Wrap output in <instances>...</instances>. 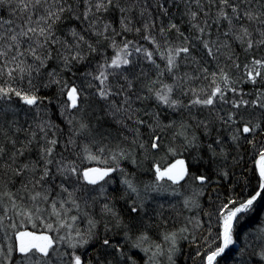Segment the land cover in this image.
<instances>
[{
	"label": "snow or ice",
	"instance_id": "1",
	"mask_svg": "<svg viewBox=\"0 0 264 264\" xmlns=\"http://www.w3.org/2000/svg\"><path fill=\"white\" fill-rule=\"evenodd\" d=\"M137 5L142 28L132 24ZM154 7L155 16L146 0H0V9L8 11L7 18L0 15V239L11 240L9 230L15 235L13 242L0 243V264H138L132 249L145 253V264H163L162 258L176 264L177 233L160 230L167 223L165 205L151 208L149 201L150 193H160L162 182L179 184L189 176L188 165L184 159L163 169L153 164L155 179L141 189L135 154L147 159L166 149L173 156L195 153L192 159L199 162L206 151L210 159H227L222 132L213 136L215 120L231 133L233 149L250 145L257 152L260 183L250 198L228 200L220 208L222 246L203 254L205 264H216L217 257L236 243L234 222L264 194V0H157ZM171 9L177 10L175 15ZM142 30L141 38L154 46L151 51L132 41L115 40L122 32ZM102 41L109 42L115 55L88 70L89 57L99 52ZM133 52L142 53L157 69L152 87H137L139 77L127 67L134 62ZM154 53L165 61L163 70ZM183 62L192 66L191 73L179 74ZM81 65L103 116L94 114L82 86H70L63 79L65 73L75 75ZM233 69L242 70L239 80L232 78ZM165 75L173 83H165ZM239 83L252 84L254 92L245 93ZM52 85L67 97L60 104L67 133L48 116L44 101L53 103L54 98L39 95L41 88ZM229 92L234 99L228 98ZM246 95L253 99H245ZM13 98L26 106L24 124ZM150 100H155L154 106L146 103ZM218 103L233 111L219 115ZM249 108L259 109V115L241 111ZM205 109L210 115L217 112L215 120L198 118ZM104 117L116 125L115 136L104 127ZM114 141H118L115 149ZM77 150L89 161L105 165L110 158L111 166L81 169L65 154ZM106 152L108 158H103ZM122 160L135 170L122 168ZM113 173L123 177L121 188L108 191L106 178ZM192 179L201 186L210 182L207 175ZM202 194L201 189L193 196ZM184 206L200 204L189 197ZM10 213L29 221L39 219L46 231H15ZM77 221H86L87 228L81 230ZM80 249H85L83 254ZM249 255L258 256L255 264H264V246Z\"/></svg>",
	"mask_w": 264,
	"mask_h": 264
},
{
	"label": "trees",
	"instance_id": "2",
	"mask_svg": "<svg viewBox=\"0 0 264 264\" xmlns=\"http://www.w3.org/2000/svg\"><path fill=\"white\" fill-rule=\"evenodd\" d=\"M145 0H142L144 3ZM157 0H146L147 4L153 5V15H156L155 12V4ZM140 5H137V9H133L131 13L132 24L136 27L142 28L141 17L138 15V9ZM173 14L175 15L177 10L171 9ZM1 15L4 17H8L7 9H0ZM117 14H113V19H116ZM179 20V17H177ZM159 24L160 21L157 20ZM164 23H167V19H164ZM115 27L119 29V23L115 24ZM184 30L187 31V25H184ZM143 30L140 33H136L135 31L122 32L121 35L115 37L117 44L122 43L123 40L132 41L136 46H143L148 50H153L154 46L149 45L147 41L143 40L141 37L143 36ZM159 39V37H157ZM132 50V49H130ZM115 55V51L113 47L110 46L108 41H102L100 45V50L98 53L92 54L89 57L90 68L88 70H93L96 68L97 64L103 63L105 59H109ZM134 62L132 65L127 66L132 70L131 74L139 77L137 81V87L144 88L145 85L152 87L151 81L157 79V69L150 64L143 56L142 53L133 52V56L130 57ZM154 59L157 64L160 65V69L163 70L165 66V61L160 59L158 54L154 53ZM241 62H243V56H241ZM223 63V61H222ZM212 68V65H209ZM85 71L84 65L79 66V69L75 71V75L65 73L63 79L67 81L68 85H77L82 86L84 88L85 94L88 95V104L95 109L94 114H99L103 116V111L101 110L100 102L93 96H91L92 89H89L87 86V81L83 78V73ZM179 74L183 75L185 72L191 73L192 66L188 65L187 62L181 63L179 68ZM233 71L232 78L234 80H239L242 76V70L237 71L235 69ZM110 79H113L110 77ZM165 83H173L172 79L165 75L162 77ZM124 81L121 79L119 83H123ZM259 85H257L258 87ZM27 87V84L24 85ZM155 87H159L156 85ZM237 87L243 89L245 93H253L254 86L250 83H239ZM60 89L57 85H52L49 88H41L39 95L48 98H54L53 103H48V100H45L44 103L47 105L48 116L57 124H60L64 129L65 133L68 131L67 121L60 115V104L61 102L67 101L66 95H59ZM228 98L234 99L235 97L231 92L228 93ZM245 99H253V96L246 95ZM16 100L17 106L21 108L19 113L20 123L24 124V108L19 103L17 98H13ZM148 105L154 106L155 100H150L146 102ZM139 106V105H138ZM217 110L219 115H224L229 111H233L230 108V105H225L222 103L217 104ZM242 112H245L247 115L248 112L255 111L257 115H259V109L249 108L247 111L241 109ZM217 112H212L211 115L208 109L203 110L202 113H198L197 116L199 119H205L206 117L215 120ZM31 117V113L29 114ZM168 117L165 116V119ZM95 123V121H93ZM102 123L104 127L108 130L113 131V135H116L114 131L116 125L110 122L109 117H104ZM222 132L223 137L226 142V149L228 151L227 159L216 158L210 159L207 152L201 153L203 156V160L196 162L192 159L195 153L183 152V154H178L176 156L171 155L167 152V150H162L158 153L150 154L147 159L144 158L143 154L137 152L136 158L140 162V168L137 172L136 180L139 183V187L143 189L144 184L154 181V170L152 168L153 164H158L161 168L169 166L173 161L177 159L185 158L187 160V164L189 167V176H186L185 179L179 184H172L171 181H164L161 184L160 193H150L152 199L149 201V205L151 208H157L159 204H164L165 207L163 209V216L167 219V223L162 225L161 231L168 232H176L177 233V247L178 252L175 254L176 264H205L203 259V254L207 251L214 250L217 246H220L219 239V210L228 200H237V202L246 200L251 195L255 194L256 191L259 190V175L256 170L255 159L258 158L257 152L252 149V147L246 146V148L241 149H233L231 146V141L229 140V136L231 133L226 127H221L220 122L215 120V130L213 131V136L216 135V132ZM128 134V133H125ZM201 136V139H204L202 133H198ZM258 139H260L258 137ZM118 141H114L111 145L113 149H115V143ZM80 144H83L84 141H79ZM167 143V141H165ZM58 151L60 147L58 146ZM95 152V149H93ZM68 155L69 159L75 160L81 169H85L89 166H111V159L109 158V164L105 165L99 163L97 161H89L86 159V154L83 152L72 153ZM35 156V152L32 153ZM103 158H108V153L104 154ZM122 168L126 169L128 172H133L135 167L127 160H122L120 162ZM227 172L228 176L223 177L220 175L221 172ZM197 175H207L210 177V182L206 185L201 186L198 181H192L193 176ZM123 179L120 173H113L110 177L106 178L109 183L105 184V187L108 191H112V189L119 190L121 188L120 181ZM189 182L193 183V186H196L197 190L203 191L202 195L198 197H194L191 187H189ZM104 183V182H103ZM18 188L19 185L17 184ZM91 187V186H89ZM178 192V195H174L173 191ZM189 195L184 196L186 193L184 191H189ZM192 197L194 199H198L200 207H192L191 209L186 208L184 206L185 199ZM5 205L11 208L10 203L5 201ZM120 206H123V202L121 201ZM2 214V213H0ZM12 215V220L16 223L17 228L15 231H31L35 233L45 232L46 229L44 224L39 219H34L33 221H29L26 217L16 216L14 213H10ZM53 218H48V222H52ZM191 220V223L189 222ZM239 221V222H238ZM238 222V223H237ZM237 222L234 225V239L238 241L239 246L233 249H230L228 253L225 255H221L219 259L216 260V264H255V262L259 259L258 256H250L253 250L256 252L260 251V248L264 246V232L261 230L264 229V194L260 197V199L253 205L252 209L246 213L239 214ZM7 223V221H6ZM33 223H35V227H33ZM199 223V226L197 224ZM78 226L81 230L87 228L86 221H77ZM236 225L237 228H236ZM186 228L187 231L180 232V229ZM55 235V233H50ZM63 234V233H61ZM3 234L0 233V236ZM8 236L11 237V240H2L0 239V243H8L13 242L15 240V235L13 230H9ZM115 239L120 240L121 237H115ZM147 247V245H145ZM167 247V246H166ZM61 250L64 249V246H60ZM71 251V249H68ZM85 249H80L79 252L83 254ZM131 252L136 253V259L138 264H145L147 260V256L143 251L132 249ZM93 253L89 250L88 256H91ZM163 264H167L166 258H162Z\"/></svg>",
	"mask_w": 264,
	"mask_h": 264
},
{
	"label": "rangeland",
	"instance_id": "3",
	"mask_svg": "<svg viewBox=\"0 0 264 264\" xmlns=\"http://www.w3.org/2000/svg\"><path fill=\"white\" fill-rule=\"evenodd\" d=\"M0 15H1V13H0ZM182 159H184L185 160V162H186V164H187V160L185 159V158H182ZM259 159V157L257 158V159H255V164H256V161ZM172 163H175V161H173ZM171 163V164H172ZM188 165V164H187ZM92 167H101V168H103L104 166H100V165H96V166H89V167H86V168H92ZM167 167V166H166ZM256 167H257V164H256ZM163 168H165V167H163ZM162 168V169H163ZM188 169H189V167H188ZM256 170H257V172H258V167L256 168ZM258 175H259V172H258ZM183 180H181L180 182H182ZM192 181H194V180H192ZM101 183H103V182H101ZM189 187H191L190 189H192V192H195V191H199V190H197V189H199V188H197L196 186H193V183H191V182H189ZM186 194L184 195V196H186V195H189V194H191L190 193V190L189 191H184ZM250 198V197H249ZM184 199H185V197H184ZM260 198H258V200H259ZM257 200V201H258ZM256 201V202H257ZM256 202H254V204L256 203ZM220 221H219V226H218V231H219V233L222 231V218L220 217V219H219ZM237 222V220L235 221V223ZM239 222V221H238ZM237 222V223H238ZM235 223H234V225H235ZM237 226L238 225H236V228H237ZM235 228V227H234ZM233 228V229H234ZM24 231V230H23ZM234 231V230H233ZM36 234H40V233H36ZM220 241H221V239H220ZM220 246H222V241H221V243H220ZM239 246V243H238V241H236V243L235 244H233V245H230L229 246V248H227L226 250H225V252L224 253H222L221 255H225L226 253H228L229 251H230V249H233V248H236V247H238ZM220 255V256H221ZM219 256V257H220ZM219 257L217 258V259H219ZM216 259V260H217Z\"/></svg>",
	"mask_w": 264,
	"mask_h": 264
},
{
	"label": "water",
	"instance_id": "4",
	"mask_svg": "<svg viewBox=\"0 0 264 264\" xmlns=\"http://www.w3.org/2000/svg\"><path fill=\"white\" fill-rule=\"evenodd\" d=\"M235 223V222H234ZM218 258V257H217Z\"/></svg>",
	"mask_w": 264,
	"mask_h": 264
}]
</instances>
